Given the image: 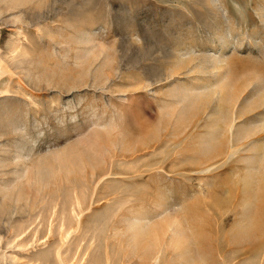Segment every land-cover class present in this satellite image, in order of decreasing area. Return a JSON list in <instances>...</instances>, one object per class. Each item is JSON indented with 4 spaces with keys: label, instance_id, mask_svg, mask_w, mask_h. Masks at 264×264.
<instances>
[{
    "label": "rangeland",
    "instance_id": "obj_1",
    "mask_svg": "<svg viewBox=\"0 0 264 264\" xmlns=\"http://www.w3.org/2000/svg\"><path fill=\"white\" fill-rule=\"evenodd\" d=\"M0 56V264H264V0H0Z\"/></svg>",
    "mask_w": 264,
    "mask_h": 264
},
{
    "label": "bare ground",
    "instance_id": "obj_2",
    "mask_svg": "<svg viewBox=\"0 0 264 264\" xmlns=\"http://www.w3.org/2000/svg\"><path fill=\"white\" fill-rule=\"evenodd\" d=\"M22 44L19 42V43H16L14 46H11L12 48H10V50H9V54H11V58L13 57V59H15L14 57H16L17 55H18V53H19V51H21L22 50V46H21ZM22 52V51H21ZM21 54V53H20ZM19 54V55H20ZM18 57V56H17ZM6 62V61H5ZM254 70V69H253ZM263 70V69H262ZM9 72H8V69H7V67H6V65H4V62H3V60L1 59V56H0V82L3 80V79H5V78H8L9 77ZM5 81V80H4ZM6 92H12V86L10 85L8 88H7V90H6ZM204 106V105H203ZM229 123V122H228ZM260 131H264V128H260ZM253 133H254V131H253ZM255 133H257V131H255ZM254 133V134H255ZM249 134V133H248ZM250 135V134H249ZM253 135V134H252ZM225 148V147H224ZM215 151H217V150H215ZM221 151H222V149H221ZM224 152V151H223ZM218 153V152H217ZM223 154V153H222ZM219 155V154H218ZM209 162V161H208ZM260 193V192H259ZM263 197H264V195H262ZM262 199V198H261ZM261 199H259V198H257V200H258V202H262V201H260ZM263 200V199H262ZM260 204V203H259ZM77 205H78V203H77ZM79 206V205H78ZM145 206V205H144ZM142 207V206H141ZM257 208H259V207H256V210H257ZM261 208V207H260ZM259 208V209H260ZM190 210V209H189ZM256 210H254V211H256ZM253 211V210H252ZM261 211H262V209H261ZM190 212V211H189ZM195 212V211H194ZM260 212V211H259ZM263 212V211H262ZM190 213H192V212H190ZM253 214H254V212H253ZM252 214V215H253ZM256 214V213H255ZM254 214V215H255ZM260 214V213H259ZM192 215V214H191ZM252 215H251V217H252ZM253 215V216H254ZM138 216H140V217H138ZM138 216H136V217H138V218H133L134 219V222H135V224H136V226H137V232H139V234L141 235V236H143L144 238H145V242H144V246L145 247H147L148 248V250H149V248H152V245H156V242L157 241H159V240H162L164 237H165V235L167 234V232H169V230L170 229H172L175 225H178L179 226V231H177V233H175V235H178L179 237H178V239H179V243L180 244H183V239H184V236L182 237V234H181V232H183L182 230L183 229H181V220H179L177 217H175V216H171L170 215V217L168 216V217H166V218H164V219H162V223H157L156 221H154V219L156 218V216L155 217H153V218H151V217H149V215H147V216H144L143 217V215H142V217H141V215H138ZM158 216V215H157ZM190 215L188 214V217H189ZM257 216V215H256ZM255 217V216H254ZM253 217V218H254ZM256 218V217H255ZM251 219V218H250ZM256 220V219H255ZM250 221V220H249ZM256 221H260V220H256ZM182 222H184V220H182ZM251 222V221H250ZM261 222V221H260ZM262 223V222H261ZM194 224V223H193ZM251 224V223H250ZM264 224V223H263ZM196 225V224H195ZM195 225H193V226H195ZM253 226H251L252 227V229H253V227L254 228H256L257 227V225H258V223H256V222H254V224H252ZM192 226V227H193ZM200 226V225H199ZM203 226V228L205 227L204 225H202ZM202 226H201V229H202ZM250 226L248 227H245L244 229H243V227L241 228V225H239V224H235L233 227H232V229H231V232L230 233H232L235 237L236 236H238L240 233H241V231L243 230V231H245L247 228H249L250 229ZM197 227V226H196ZM196 227H194V228H196ZM259 227V226H258ZM261 227H263L262 225L260 226V228ZM198 229H197V233H196V239H197V241H196V239H195V241L198 243L197 245L200 247V249H203L205 246H207V245H205L206 243H210L211 241H210V239L208 238V236H206V235H204L203 233H205V231H201V229L199 228V227H197ZM258 229V231H260V230H262V229ZM193 229V228H192ZM205 229V228H204ZM251 229V231L250 232H248L249 234H253V230ZM133 230V229H132ZM264 230V229H263ZM134 232V231H133ZM207 232H209V233H213V228L212 227H210V228H208V231ZM256 232V231H255ZM261 232V231H260ZM193 233H195L194 231H193ZM247 233V234H248ZM263 233V232H262ZM255 234V233H254ZM135 235V234H134ZM211 235V234H210ZM242 235H243V232H242ZM256 235H257V233H256ZM255 235V236H256ZM260 235H262V234H260ZM188 236V235H187ZM244 236H245V232H244ZM246 236H248V235H246ZM245 236V237H246ZM254 236V237H255ZM230 237H231V234H230ZM241 237V236H240ZM239 237V238H240ZM253 238V237H252ZM252 238H250L249 240H251ZM187 239H189V238H187ZM241 239H242V237H241ZM247 239V238H246ZM253 240V239H252ZM261 240V239H260ZM210 241V242H209ZM245 241V240H244ZM246 241H248V240H246ZM245 241V242H246ZM172 242V241H171ZM185 242V241H184ZM186 242H188V240H186ZM185 242V243H186ZM237 242H241V241H237ZM155 243V244H154ZM159 244V243H158ZM187 244V243H186ZM203 247V248H202ZM155 248V247H154ZM147 250V251H148ZM151 250V249H150ZM150 250H149V253H150ZM158 250V249H157ZM204 250H205V252H204ZM207 249H203V251H202V254H203V256L207 259V261H210L208 258L209 257H211V255H209L210 254V252H212V250H210V249H208L207 251H206ZM153 252V251H152ZM158 252V251H157ZM149 253H148V255H149ZM201 254V255H202ZM151 255V254H150ZM153 256H154V254H152ZM209 255V257H207ZM59 256V255H58ZM61 259V258H60ZM150 259V258H149ZM153 259V258H152ZM155 259H157L156 257H155ZM211 259V258H210ZM206 263H207V261L205 260V259H203ZM13 261H15V260H13ZM147 261V260H146ZM149 261H152V260H149ZM214 260H212L211 261V263L210 264H216L215 262L216 261H214ZM194 262V261H193ZM192 263V262H191ZM198 262H195V263H193V264H197ZM202 263V262H201ZM208 264H209V262H208Z\"/></svg>",
    "mask_w": 264,
    "mask_h": 264
}]
</instances>
